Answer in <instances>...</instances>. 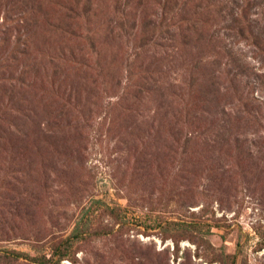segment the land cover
Listing matches in <instances>:
<instances>
[{
  "label": "rangeland",
  "instance_id": "374dc122",
  "mask_svg": "<svg viewBox=\"0 0 264 264\" xmlns=\"http://www.w3.org/2000/svg\"><path fill=\"white\" fill-rule=\"evenodd\" d=\"M72 1L0 0V264H264L243 0H192L144 47L158 0ZM248 14L264 31V0Z\"/></svg>",
  "mask_w": 264,
  "mask_h": 264
},
{
  "label": "trees",
  "instance_id": "16d2710c",
  "mask_svg": "<svg viewBox=\"0 0 264 264\" xmlns=\"http://www.w3.org/2000/svg\"><path fill=\"white\" fill-rule=\"evenodd\" d=\"M49 1V0H46ZM126 1L125 6L129 4L130 0ZM192 0H158L159 3V13H156V19H147L142 23V35L140 41L142 42L143 47L149 43H156L159 36L164 34V32H169L172 27L178 28L179 30L183 27V22L188 21L189 27L194 26L190 24L192 17L188 13V3ZM210 1V0H207ZM252 0H243L239 5V11L233 15L231 21L229 22L230 29L234 32L237 38L245 41L246 43L251 44L256 52L260 55V59L264 62V31L258 30L253 26L252 19L249 18L248 9L251 5ZM92 0H73L71 4L65 5L67 8L73 12V15H76L75 6L79 5L81 10L86 11L87 7ZM200 2V1H197ZM121 3H123L121 1ZM200 7L196 3V8ZM127 9H123V14H126ZM197 14L200 12L196 11ZM194 11V13H196ZM208 14V10L206 11ZM133 28H136V25H132ZM188 27V28H189ZM186 27V29H188ZM140 45V46H142ZM15 255H20V253H14ZM39 263H47L50 259L46 256L35 257L33 258Z\"/></svg>",
  "mask_w": 264,
  "mask_h": 264
}]
</instances>
